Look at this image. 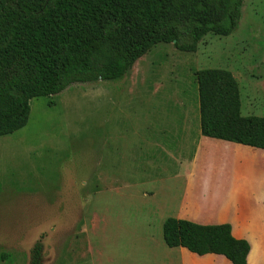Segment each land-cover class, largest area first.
I'll list each match as a JSON object with an SVG mask.
<instances>
[{
    "label": "rangeland",
    "instance_id": "1",
    "mask_svg": "<svg viewBox=\"0 0 264 264\" xmlns=\"http://www.w3.org/2000/svg\"><path fill=\"white\" fill-rule=\"evenodd\" d=\"M203 69L229 71L241 115L264 117V0H245L236 31L195 53L159 44L119 81L31 100L26 126L0 138V220L22 214L0 225V263L24 264L39 242L40 264H215L169 249L161 232L185 185L179 158L195 149Z\"/></svg>",
    "mask_w": 264,
    "mask_h": 264
},
{
    "label": "trees",
    "instance_id": "2",
    "mask_svg": "<svg viewBox=\"0 0 264 264\" xmlns=\"http://www.w3.org/2000/svg\"><path fill=\"white\" fill-rule=\"evenodd\" d=\"M244 1L0 0V137L26 126L33 99L75 84L119 81L159 44L192 54L209 34L232 35ZM193 74L201 136L264 150V117L241 115L233 75L222 69ZM162 239L169 249L231 264H246L250 251L228 224L167 218ZM41 251L38 242L28 264H40Z\"/></svg>",
    "mask_w": 264,
    "mask_h": 264
},
{
    "label": "crops",
    "instance_id": "3",
    "mask_svg": "<svg viewBox=\"0 0 264 264\" xmlns=\"http://www.w3.org/2000/svg\"><path fill=\"white\" fill-rule=\"evenodd\" d=\"M197 123L196 135L194 134L193 138L196 141L194 152L188 160L186 157H180L178 162L180 176L185 178L183 192L173 211L166 214L167 218L198 225L228 224L231 227V235L249 245L246 264H264V150L203 137L200 134L199 122ZM37 197L13 195L10 202L18 199L33 200ZM22 201L19 206L11 203L14 206L11 209L17 212L15 208H21ZM1 202L0 200V206H3ZM17 213L18 219L6 218L5 222L0 220V225L20 223L22 214ZM24 214L25 212L23 218L26 217ZM167 218L164 217L163 220ZM26 221L30 222V219ZM147 226L151 229L152 223ZM176 249L180 250V255L186 251L182 248ZM187 253L195 256V262L202 259L215 264H231L222 256L199 257ZM24 264H28V261ZM181 264L188 263L181 260Z\"/></svg>",
    "mask_w": 264,
    "mask_h": 264
}]
</instances>
